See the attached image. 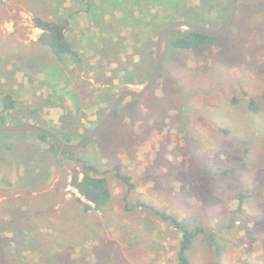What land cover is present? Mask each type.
<instances>
[{"label": "rangeland", "instance_id": "1", "mask_svg": "<svg viewBox=\"0 0 264 264\" xmlns=\"http://www.w3.org/2000/svg\"><path fill=\"white\" fill-rule=\"evenodd\" d=\"M228 1L183 0L199 2L211 20L226 19ZM44 3L45 17H68L66 37L81 61L60 66L63 94L51 99L36 66H9L4 57L0 95L10 92L16 107L2 114L0 125L37 126L76 145L120 87L148 79L158 30L75 0ZM263 7L264 0H238L233 24L216 43L166 56L163 76L140 98L125 99L80 150L66 154L37 133H0V264H177L182 235L161 213L204 229L192 264H264ZM33 8L28 0H0V42L34 38ZM40 50L36 45L21 54L32 60ZM128 70L132 77H120ZM107 90L111 96L101 99ZM59 105L64 115L56 113ZM83 161L107 179L112 199L103 212L85 213L76 201L70 181L82 177ZM116 166L130 176V193ZM226 169L232 173L218 175ZM210 236L221 251L207 245Z\"/></svg>", "mask_w": 264, "mask_h": 264}, {"label": "trees", "instance_id": "2", "mask_svg": "<svg viewBox=\"0 0 264 264\" xmlns=\"http://www.w3.org/2000/svg\"><path fill=\"white\" fill-rule=\"evenodd\" d=\"M107 1L110 0H75L79 7H86L87 10H92L94 12L97 11L100 14L102 11H120L122 14L128 16V18L125 20L129 19V21H132L134 19L135 22L138 20L140 23H149L150 25H153L158 30V32L168 24L178 20L186 21L203 27H208L211 24L217 25V28H219L224 22V19L221 17H219V19L217 18L216 20H211L209 17L207 18V16L203 13V9L198 5L199 2L193 5L192 3L183 2V0H114L115 4H110V2ZM28 2L34 6V25L36 28L41 30L38 42L41 46L47 47L50 52V59L47 62H55L59 68L61 65L63 67H67L69 62L72 64L80 63L81 58L79 57L77 49L73 46L74 44L71 43L66 37V32L69 27L68 17L54 19L47 18L45 16L43 17L42 12L49 9V7L43 6L42 0H28ZM229 7L230 0L224 6L226 15L229 11ZM263 9L264 7L261 10L262 12H264ZM156 25H158V27H156ZM158 32L155 31V33ZM218 39L219 37L211 38L197 32L175 31L169 37V50L167 57H170L175 51L196 52L203 50L209 45L216 43ZM153 42L150 45L152 48ZM121 43H123V40L120 42V44ZM149 43L150 42L148 41V46ZM106 46L109 45H105L102 52L105 51ZM149 51L151 53L154 51V49ZM118 61L121 63L120 60ZM151 66V71L147 73L149 74L148 79L152 76L155 70V65L151 64ZM128 67L131 68V71L135 69L134 64L131 66L129 64ZM131 71L128 70L127 72H124L125 75L120 77H132L130 74ZM148 79H146L144 82H146ZM115 87V85L112 86L113 89H115ZM103 92L104 93H101V99L104 100L105 98H108V96H111L108 90ZM0 97L2 101V107L0 108V121H3L4 119L2 114L13 110L16 107V100L14 99L13 95H10V92L2 93ZM249 108L256 110L254 99L251 97H249ZM39 136L44 140L49 141L45 136L40 134ZM50 143L55 146L52 142ZM4 158L10 159L8 154H5ZM35 162L37 163V161H34V163ZM83 166L82 177L79 178L77 173L71 177L70 181L71 186L77 191L80 197L77 198L76 201L83 205V210L85 213L90 211L103 212L105 207L111 202L112 199V194L107 183V179L102 175L94 176L91 174L95 173L96 171L95 167L92 165H89L83 161ZM115 168L117 169V178L123 184H125L127 192L130 193L134 188V184L130 182V176L127 174H122L119 170V166H116ZM230 173H232V171L226 169L219 172L218 175L226 176ZM242 198L243 194L241 193L240 199L242 200ZM160 216L163 221L169 222L175 228H177L182 235L179 243V251L177 254V264H192L190 260V254L196 248V241L201 238L200 235H203L204 229L197 226L190 227L188 224L180 222L174 217L164 213H161ZM209 240L210 242L207 245L211 247H217V252L221 251V246L213 241L211 236L209 237ZM194 245L195 247H193Z\"/></svg>", "mask_w": 264, "mask_h": 264}, {"label": "water", "instance_id": "3", "mask_svg": "<svg viewBox=\"0 0 264 264\" xmlns=\"http://www.w3.org/2000/svg\"><path fill=\"white\" fill-rule=\"evenodd\" d=\"M237 2L238 0H230L229 12L224 20L223 24L217 29H210L208 27H203L186 21L178 20L172 22L162 28L155 40V58L154 65L155 70L152 76L144 83L139 85L127 84L124 89L118 94L113 103L110 105L109 109L106 111L99 123L92 129V131L79 143L76 145L64 144L59 138L49 131L43 130L37 126L33 125H22L17 127H12L8 125H0V133H37L45 136L50 142H52L57 148L61 149L63 152L72 153L77 150L82 149L88 145L106 126L108 121L114 116L117 109L125 101V99H138L144 93H146L162 76L164 71L165 59L169 50V37L175 31L184 32H197L199 34L217 38L220 37L224 32H226L230 26L233 24L236 14H237Z\"/></svg>", "mask_w": 264, "mask_h": 264}, {"label": "crops", "instance_id": "4", "mask_svg": "<svg viewBox=\"0 0 264 264\" xmlns=\"http://www.w3.org/2000/svg\"><path fill=\"white\" fill-rule=\"evenodd\" d=\"M42 5L48 7V5L46 3H44V0H42ZM44 14L46 13H42V16L44 17ZM31 30V29H29ZM32 32L35 33L34 38L31 37L28 40H23L21 42H18L17 44L14 43V41L11 42H0V61H4V57L7 58L6 61L10 62L9 66H14V64L19 63L22 65H25V68H29V67H33L36 66L38 71V74L41 76H45L46 81H47V93H49V95L47 97H50L52 99L53 93L55 92L57 95H61L63 94L60 89L62 88L60 85L62 84L61 80L59 81V78H57L59 75V73L61 72V69L59 68V66L57 65V63L55 62H47V58L50 57V52L47 49V47H43L39 44V42L37 41L40 34H41V30H39L38 28L34 27L33 30H31ZM2 41V40H1ZM36 45H40L41 49V55H37V54H33L32 60L29 59L28 56H23L21 54V50H28L29 48L32 47H36ZM24 48V49H23ZM15 51H18L16 54L14 53ZM50 59V58H49ZM44 60H46L45 64L43 63ZM32 62V64H31ZM1 63V62H0ZM49 70V73H48ZM27 73V71H26ZM28 75V73H27ZM21 76H25V74H21ZM29 76V75H28ZM26 80V79H25ZM24 80V83H25ZM0 82L2 83H6L5 80V76H1L0 77ZM28 86H30V82L28 83ZM39 92H36V94L34 95L36 97V100L38 101V96ZM32 96V94H30V97H28L29 99H31V101L34 99ZM42 100H45L44 97L42 98ZM53 107H56L55 105H53ZM64 106L59 105L57 107L56 113L58 115H64V113H62V109ZM33 188V187H31ZM29 190V188H26V190L28 192H31V189ZM32 194H34L33 192H31ZM2 194V193H1ZM25 236V235H24ZM23 235H18L16 238H20L22 241V237H24ZM29 243L32 244L33 242H29L28 239L23 240L22 243ZM18 243V242H17ZM20 243V242H19ZM15 251V250H14Z\"/></svg>", "mask_w": 264, "mask_h": 264}, {"label": "flooded vegetation", "instance_id": "5", "mask_svg": "<svg viewBox=\"0 0 264 264\" xmlns=\"http://www.w3.org/2000/svg\"><path fill=\"white\" fill-rule=\"evenodd\" d=\"M120 89H121V91H122L123 88H120ZM120 89H119V90H120ZM121 91H120V92H121ZM120 92H119V93H120ZM114 100H115V99H114ZM112 103H113V102H112ZM112 103H111V104H112ZM103 116H104V115H103ZM101 119H102V118H101Z\"/></svg>", "mask_w": 264, "mask_h": 264}]
</instances>
